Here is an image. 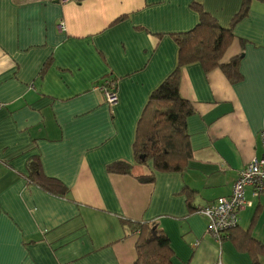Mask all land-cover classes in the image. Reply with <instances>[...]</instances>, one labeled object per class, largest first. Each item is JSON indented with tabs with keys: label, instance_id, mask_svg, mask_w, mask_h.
<instances>
[{
	"label": "crops",
	"instance_id": "0c3cea01",
	"mask_svg": "<svg viewBox=\"0 0 264 264\" xmlns=\"http://www.w3.org/2000/svg\"><path fill=\"white\" fill-rule=\"evenodd\" d=\"M193 2L228 28L242 0H0V264H133L139 223L167 236L172 264H252L233 239L264 246V196L246 188L250 206L220 244L195 211L229 196L262 155L264 0L250 2L221 61L239 58L237 83L199 64L180 73L193 107L187 165L156 172L132 151L150 94L176 67L171 35L197 25ZM109 80L112 106L94 89ZM32 157L65 196L27 183ZM117 161L130 172L107 173Z\"/></svg>",
	"mask_w": 264,
	"mask_h": 264
},
{
	"label": "trees",
	"instance_id": "16d2710c",
	"mask_svg": "<svg viewBox=\"0 0 264 264\" xmlns=\"http://www.w3.org/2000/svg\"><path fill=\"white\" fill-rule=\"evenodd\" d=\"M252 0H242L238 13L228 28H222L216 19L204 11L202 5L193 2L190 7L197 15V25L190 31L172 34L178 48L176 67L173 72L150 94L146 107L139 119L132 151L136 163L146 165L151 162L156 172L182 170L191 158L186 132V120L193 113L192 105L179 93L180 73L188 65L199 64L204 72L220 69L231 83H237L239 58L221 63L225 52L233 41L232 31L249 11ZM49 63L43 66L45 74ZM106 81L103 86L111 84ZM115 87V85H113ZM107 173L128 174L130 165L123 161L106 167ZM25 179L29 185L44 192L63 197L67 189L58 180L44 175L39 158L32 157L26 163ZM149 179L148 181H151ZM137 231L135 245L136 260L133 264H172L173 253L169 248L167 236L147 223L133 224ZM238 225L229 230L225 237L237 230ZM235 247L249 255L252 264L258 263V255L264 256V246L254 241L248 234L233 239Z\"/></svg>",
	"mask_w": 264,
	"mask_h": 264
},
{
	"label": "built area",
	"instance_id": "2783aa9c",
	"mask_svg": "<svg viewBox=\"0 0 264 264\" xmlns=\"http://www.w3.org/2000/svg\"><path fill=\"white\" fill-rule=\"evenodd\" d=\"M66 2L68 0H50ZM113 84L94 87L100 90L108 106L117 102V95ZM262 155L251 160L241 168L235 179L229 196L220 197L215 202L198 208L195 212L207 221L206 232L218 244L222 237L238 225L240 212L244 211L250 204L245 200L246 188L252 189V196H264V131L260 132Z\"/></svg>",
	"mask_w": 264,
	"mask_h": 264
}]
</instances>
